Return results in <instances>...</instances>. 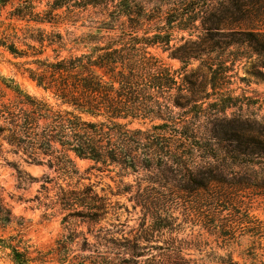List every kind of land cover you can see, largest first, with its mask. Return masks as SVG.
<instances>
[{"label":"rangeland","instance_id":"rangeland-1","mask_svg":"<svg viewBox=\"0 0 264 264\" xmlns=\"http://www.w3.org/2000/svg\"><path fill=\"white\" fill-rule=\"evenodd\" d=\"M38 1L45 9L48 0ZM74 1L82 7L83 0ZM102 1L74 10L78 15L73 21L57 29L62 33L69 29L75 37L91 36L88 40L95 42L131 28L138 36L154 29L171 31V50L149 51L179 74L178 83L186 77L192 86L191 94L185 95L202 96L203 103L190 110L171 107L173 122L153 131L156 152L150 155L139 149L132 154L135 169L71 156L78 174L68 178L45 164L25 163L21 154L4 144L0 201L11 211L13 222L0 226V236L19 234L32 249L47 252L62 235L73 233L72 256L100 254L128 264H264V0H238V7L231 10L236 23L224 17L225 0H126V9L134 2L141 10L138 19L119 17V2ZM10 10L8 4L0 12V33L14 22ZM181 13L185 16L176 20ZM193 17L197 18L192 21ZM184 53H191L185 69L176 58ZM24 61L0 48V75L55 109H64L21 74ZM4 94L5 99H14L11 91L4 89ZM161 124L137 121L129 129L146 132ZM192 129L204 141L195 144L177 137L184 131L190 136ZM141 142L146 145L147 137ZM177 155L185 158V170L174 163ZM17 171L23 174L22 181ZM185 171L194 176L204 171L206 187L195 185L196 190L186 192ZM85 187L104 200V215L95 223L68 215L57 202L60 188ZM129 246L136 247L138 257H133ZM0 264H11L2 253Z\"/></svg>","mask_w":264,"mask_h":264},{"label":"trees","instance_id":"trees-1","mask_svg":"<svg viewBox=\"0 0 264 264\" xmlns=\"http://www.w3.org/2000/svg\"><path fill=\"white\" fill-rule=\"evenodd\" d=\"M125 1L103 0L102 3L119 2L121 9L116 12L119 17L138 19L141 10L136 3L132 2L133 9H126ZM82 2L79 7L74 0H48L45 9H40L38 0H0V12L10 4L9 19L14 20L0 33V48L15 59L25 60L22 66L26 68L21 74H26L64 107L55 109L47 100L29 95L12 80L0 75V154L5 144L12 153L21 154L25 163L45 164L68 178L78 174L71 156L102 166L135 169L132 154L139 149L147 150L150 155L156 152L158 144L154 141L153 131L173 122L171 107L190 110L194 106L201 107L204 99L202 96L187 97L185 93L191 94L192 83L186 77L178 83L176 77L179 74L149 51L153 47L171 50V31L154 29L138 36L131 28L95 42L88 40L91 36L75 37L69 29L64 33L57 29L61 24L73 21L78 15L74 10L86 9L98 0ZM224 3L221 5H225L224 17L233 23L239 22L231 11L238 7V0H225ZM64 8L65 12H62ZM184 16L181 13L175 18L179 17L181 21ZM23 22L25 25L20 27ZM170 22L167 19L168 25ZM46 26L50 30H46ZM253 41L258 47V41ZM67 45L71 48L66 49ZM47 51L52 57L44 56ZM190 54L176 57L183 69L188 65ZM212 88L216 90L215 86ZM4 89L14 94L13 100L5 99ZM146 120H160L163 124L152 125L146 132L129 129L133 122ZM184 132H177V137L190 138L195 144L204 141L196 129H192L190 136ZM143 136L147 137L146 145L141 142ZM213 138L217 139V136ZM168 146L164 148L168 149ZM173 157L177 167L187 168L182 155ZM17 173L18 180L22 181L23 174ZM196 174L188 171L183 174L187 179L186 192L196 190L195 185L206 187V173ZM196 176L200 177L199 182H195ZM210 179L215 181V177ZM57 202L63 211L69 212L68 215L75 214L88 223L100 220L105 212L104 200L88 187L81 190L60 188ZM12 222L11 211L0 201V226ZM74 238L73 233L62 235L54 248L42 252L32 249L19 234L7 238L0 236V253L11 264H128L121 259L113 262L100 254L72 256L70 248ZM86 243L83 239L82 250L86 249ZM135 248L129 246L133 257H138Z\"/></svg>","mask_w":264,"mask_h":264}]
</instances>
